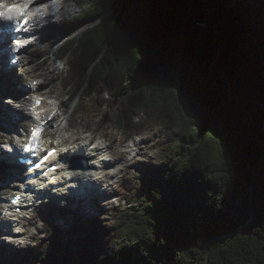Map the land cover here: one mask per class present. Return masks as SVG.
<instances>
[{"label":"trees","instance_id":"trees-1","mask_svg":"<svg viewBox=\"0 0 264 264\" xmlns=\"http://www.w3.org/2000/svg\"><path fill=\"white\" fill-rule=\"evenodd\" d=\"M86 22L58 54L77 109L117 99L122 140L161 127L164 152L109 223L49 220L0 264H264V0H92L67 32Z\"/></svg>","mask_w":264,"mask_h":264},{"label":"rangeland","instance_id":"rangeland-1","mask_svg":"<svg viewBox=\"0 0 264 264\" xmlns=\"http://www.w3.org/2000/svg\"><path fill=\"white\" fill-rule=\"evenodd\" d=\"M91 1L92 0H82V2L72 1L65 3V8L68 10V13L61 17L59 15L56 16V24L58 26H50V28L45 30L47 33L52 34L50 39L57 38V41H59L61 35L71 28V26L74 24V21L79 18L80 14L88 9ZM81 28L75 34H73V36H80L84 27L81 26ZM50 39L48 42H45V44L42 43L38 46L31 47L32 51H35L34 55L33 53L31 55L25 54L24 59V63H26V65L29 67V74L36 78L28 80L26 81L27 83H25L30 85L32 80L41 82L43 83L42 93L44 95H47L51 92L53 95H57L59 97L61 104L63 102V105L60 104L59 106V110L64 112L63 116L61 119L55 121V124L53 123V127L49 125L47 127V133L51 134L52 137L50 142L54 145H68L72 142L83 141L84 138L90 135L89 133L94 130L96 144L110 145L111 148H114V152H110V156H107L108 158L116 157V152L124 154V150L128 144L125 145L122 143L123 135L115 130L113 124V120L122 112L124 103H118L116 102L117 99H115L108 103L107 106L102 107L101 111L88 112L85 111L84 108L82 110H78L77 107L80 103L79 97L83 99L85 98V95L78 93V90L75 88L64 87V78L66 76V71L68 70L67 60L58 61L55 58L61 44L50 50ZM38 53L44 54L45 57L43 60H40V58L36 60L35 57ZM18 72L20 74H24L21 67L18 68ZM29 74L27 72V75ZM13 79L15 80L16 78L13 77ZM22 79H24V76ZM5 85L7 87L8 93L19 96V94H17L18 92H15L16 89H18V84L15 85V90H12V85L10 87H8L7 84ZM106 96L107 95L105 94L100 98L102 99ZM191 99L192 95L188 94L185 96L184 102L187 103ZM5 102H8L7 106L12 105V108H18L14 103L9 102V100L6 98H2L0 100V109L6 106ZM199 110L200 114L205 113V107L203 104H200ZM18 123H24V121L20 119L18 120ZM69 123L72 125V129H65L64 133L67 134L73 130L78 134V137L75 140L72 138L70 140H65L61 135H59V132H57L58 126H67ZM137 138L141 140V142L138 143L135 148L136 151H141L142 155H138L129 161H126L125 157L121 155L123 159L114 168L115 170H120L121 172L115 176H111L112 182L114 183L112 188L113 191L106 197L98 199L97 205L99 208L96 213H86L87 210L84 208L78 212H74L71 210L69 205L64 204L62 201H59L60 203L58 204H53L52 202H48L45 205L41 204L38 208L35 207L34 212L31 215L32 218H27L25 223H23V233L14 235L12 233L6 234L15 236L16 239L14 240L17 241L16 244H7V241L1 238L3 236V232H1L0 229V252H2V257L0 260L6 257L9 258V255L20 253L28 248L38 247L40 242L46 238L48 229L47 223H49V220L60 229L64 230L65 241L76 239L78 235L74 234V229L81 225H87L92 220H97L99 222L101 221V223H109L113 218L112 210L119 204L120 201L121 194L119 191V186L122 184L126 176H131L132 174L143 170L146 166L150 167L156 164L162 152H164L165 141L164 135H162L161 127L144 132L142 135L137 136L136 139ZM126 154H128V152ZM112 170L109 169L108 172H112ZM7 175L9 174L0 171V189H6V194L8 197V195H12L13 190L18 189V187L6 188V185L2 183L1 179ZM12 181L13 183H18L16 178H12ZM102 188H106V185H104ZM1 210L2 207L0 206V212Z\"/></svg>","mask_w":264,"mask_h":264},{"label":"bare ground","instance_id":"bare-ground-1","mask_svg":"<svg viewBox=\"0 0 264 264\" xmlns=\"http://www.w3.org/2000/svg\"><path fill=\"white\" fill-rule=\"evenodd\" d=\"M44 1V0H43ZM51 1V0H48ZM74 2L75 0H64V2H60L59 4H54L52 1L51 3L48 5L47 9H42V15L40 18H37L35 21V25L39 24L40 22H48V20L55 16H63L65 14L68 13V10L65 8V4L67 2ZM77 2H82V0H78ZM58 26V25H57ZM60 26V24H59ZM33 33L36 34H40L39 28L36 26L33 28ZM52 36L51 33H47L46 31L42 32L39 37L35 40V42H33L34 46H38L42 43L45 44V42H48V40L50 39V37ZM9 40L8 38H6L3 41H0V48H4V50L8 51L7 53H5V55H2L0 52V63H5L6 67L2 69V71L4 72V79L5 81L9 80V79H13L16 78L14 80V83H20L23 85L21 88V92H30L31 88L33 87V84L31 87H29L25 82L30 78L29 76H24V79H22L23 75H20L17 71L15 67H11L10 63L7 60V57H9L8 53H10V47H9ZM51 46V45H50ZM30 47V46H28ZM49 47V46H48ZM47 48V47H46ZM22 53V52H21ZM19 53V54H21ZM1 71V68H0ZM29 74V72H28ZM54 97H49L48 100L46 101V103L43 105V109H46V113L43 117V121H46L47 124H51V126L53 127V123L59 119H61V117L63 116V111L59 110V106L61 104L59 97L57 95H55ZM54 99V100H53ZM11 103H13L10 100ZM33 101H32V105L31 108L33 107ZM63 105V102L62 104ZM5 106V105H2ZM1 111V115H4L7 117V119L14 124L13 126H10L9 124H7L4 127V131L8 130L10 127L15 128L18 126V120L23 119V117H25V115L27 116L28 119H33L31 113H23V111L19 108H12L11 106H6L2 107L0 109ZM11 111V112H10ZM6 114V115H5ZM20 118V119H19ZM55 124V123H54ZM58 126V124H57ZM65 129H72V125L69 123V125L67 126H63L57 127V132H59V135H61L63 137V139L65 140H70L71 138L73 140H75L78 137V134L76 132H74L73 130L70 131L69 133H64ZM92 133V135H91ZM90 133V135L86 136V138H84L83 141H77V142H72L67 146V148H69V151L66 150L65 148H62V156H69L70 152H75L76 150L80 151V152H84L86 151L88 155L93 156V159L89 162V165L92 169V171L94 172L96 178V184L97 185H93L90 188V191L88 193L85 192H79L76 194H69V196L67 197H61V198H57L55 200H52L51 202L53 204H58L60 203L58 200H62V198H65V203L69 204V206L71 207V209H77V208H84L85 210H87L86 213H96V211L98 210V199H101L105 196H107L108 194H111V192L113 191V182L111 179V176H115L117 174H119L121 171L120 170H115V166L117 164H119V162L123 159V157L121 155H123L125 157L126 161H129L131 159H133L134 157L138 156V155H142L141 151H136V146L138 143L141 142V140L134 139L132 142H130L125 150H124V154L118 153L116 152L117 156L116 157H110L109 159L106 157V155L108 156L110 154V152H114V148H111L110 145H103V144H96L95 147H91V148H87V144L91 141H94L95 138V134H94V130ZM61 137V138H62ZM70 142V141H69ZM22 151V150H21ZM128 152V154L126 153ZM4 159L6 161H8L11 166L15 165L17 162H15L14 160V155H8L5 156ZM5 160H3L2 158L0 159V161H2L3 165L6 164ZM107 168L109 169H113L112 172H108ZM21 169V167H20ZM104 185H106V188H102ZM16 187H20V183H14L12 185V188H16ZM109 188V189H108ZM111 188V189H110ZM21 190V189H20ZM20 190L18 192H20ZM25 190H23L24 192ZM4 194H6V189L2 188L1 192H0V199L4 200L6 199ZM15 194V193H14ZM3 195V196H2ZM28 197H33L34 193L32 194H28ZM2 197V198H1ZM54 198V196L52 197ZM11 199V198H10ZM9 199V200H10ZM8 200V201H9ZM25 200V199H23ZM65 207V206H64ZM10 216H4L3 213H0V222L3 224V230L6 231L7 233H12L13 235L18 233L21 234L24 229H16L13 225L12 222H10ZM20 224V223H19ZM1 229V228H0ZM15 229V232L12 230ZM2 232V230H1ZM7 237H10V245L11 244H16V239L15 236H10V235H3L1 238L6 239ZM8 244V242H6Z\"/></svg>","mask_w":264,"mask_h":264},{"label":"snow or ice","instance_id":"snow-or-ice-1","mask_svg":"<svg viewBox=\"0 0 264 264\" xmlns=\"http://www.w3.org/2000/svg\"><path fill=\"white\" fill-rule=\"evenodd\" d=\"M32 5H38L35 8V12H27L26 9L31 7ZM17 5H9L7 8L8 12H11L13 8H16ZM48 5L46 3L40 2V0H27V3H25L24 8L20 9L19 16L18 17H10L5 16L4 12H0V22H2L5 19H8L12 22L13 25L16 26V31H26L25 25L29 23V20L34 18L35 13H41L42 9H47ZM17 50L20 48H23L26 44H28L27 40H20L17 39L14 41ZM39 103V101H37ZM42 132V129L39 128V126L34 127L30 134L28 143L24 145V149L27 151H34V148L36 146V142L38 141L39 134ZM57 155V150L55 148H49L46 150L44 154H42L40 157H38V162L35 163L34 167L35 169H42L43 166L48 164L50 158ZM56 165H52L51 169L52 171H55Z\"/></svg>","mask_w":264,"mask_h":264},{"label":"water","instance_id":"water-1","mask_svg":"<svg viewBox=\"0 0 264 264\" xmlns=\"http://www.w3.org/2000/svg\"><path fill=\"white\" fill-rule=\"evenodd\" d=\"M250 195H251V198H252V196H253V188H251V193H250ZM252 221H253V217L251 218V220L249 221V223L252 222Z\"/></svg>","mask_w":264,"mask_h":264},{"label":"clouds","instance_id":"clouds-1","mask_svg":"<svg viewBox=\"0 0 264 264\" xmlns=\"http://www.w3.org/2000/svg\"><path fill=\"white\" fill-rule=\"evenodd\" d=\"M101 20V19H100Z\"/></svg>","mask_w":264,"mask_h":264}]
</instances>
